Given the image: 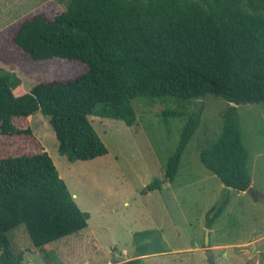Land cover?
Wrapping results in <instances>:
<instances>
[{"label": "trees", "instance_id": "trees-1", "mask_svg": "<svg viewBox=\"0 0 264 264\" xmlns=\"http://www.w3.org/2000/svg\"><path fill=\"white\" fill-rule=\"evenodd\" d=\"M61 2L47 0L0 30V62L40 67L48 76L25 91L19 78L0 69V135L29 133L12 120L39 111L59 153L90 160L107 148L87 116L131 126L132 98L215 94L227 105L219 134L199 159L228 189L246 190L248 155L235 109L264 102V0H66L64 8ZM181 115L172 109L160 117ZM199 120V109L187 114L163 179L153 178L146 189L172 181ZM221 205L206 217V226ZM88 217L45 149L0 157V264H22L6 236L19 223L41 248L83 229ZM114 264L143 263L133 257Z\"/></svg>", "mask_w": 264, "mask_h": 264}, {"label": "rangeland", "instance_id": "rangeland-1", "mask_svg": "<svg viewBox=\"0 0 264 264\" xmlns=\"http://www.w3.org/2000/svg\"><path fill=\"white\" fill-rule=\"evenodd\" d=\"M46 1L0 0V30ZM0 69L19 78L25 91L48 77L40 67L19 63L10 67L0 62ZM131 105V126L119 119L87 116L107 148L90 160L73 161L59 153L48 118L39 111L12 120L16 127H28L29 133L0 135V157L45 149L77 206L89 214L86 227L41 248L19 223L6 233L12 254L20 252L22 264H114L133 257L143 264H209L204 252L209 247L215 264H264V202L246 190L229 188L220 210L205 225L223 185L202 164L199 151L219 134L226 100L207 93L187 100L136 97ZM172 109L185 115L160 117L163 110ZM198 109L199 124L184 146L175 177L164 180L160 189H146L153 178L163 179L181 124ZM235 117L248 155L249 186L264 197V102L237 105Z\"/></svg>", "mask_w": 264, "mask_h": 264}, {"label": "water", "instance_id": "water-1", "mask_svg": "<svg viewBox=\"0 0 264 264\" xmlns=\"http://www.w3.org/2000/svg\"><path fill=\"white\" fill-rule=\"evenodd\" d=\"M227 191H228V187L226 184H223V188H222V192L220 195V198L218 199V201L216 202V204L213 206L212 210H211V214L219 207V205L224 201L225 196L227 195ZM246 191L249 195H251L253 197V199L260 201V202H264V197L257 192L256 190L253 189V187L248 186L246 188ZM207 227L205 228V233H204V237H205V243L207 242ZM254 245V244H253ZM204 252L206 253V258L208 260L209 264H215L214 262V253L211 251V249L209 247H206L204 249Z\"/></svg>", "mask_w": 264, "mask_h": 264}]
</instances>
